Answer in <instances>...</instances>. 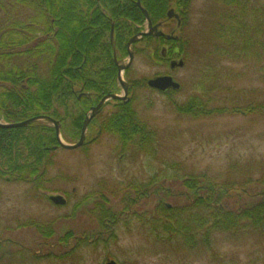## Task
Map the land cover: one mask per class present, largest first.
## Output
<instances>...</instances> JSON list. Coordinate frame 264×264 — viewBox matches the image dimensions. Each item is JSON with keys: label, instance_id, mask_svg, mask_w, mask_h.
I'll return each instance as SVG.
<instances>
[{"label": "rangeland", "instance_id": "374dc122", "mask_svg": "<svg viewBox=\"0 0 264 264\" xmlns=\"http://www.w3.org/2000/svg\"><path fill=\"white\" fill-rule=\"evenodd\" d=\"M167 1L182 15L179 30L176 22L168 21L164 31L175 30L174 35L186 43L184 67L172 71L165 64L156 66L148 58L152 41L142 38L133 44L136 55L123 73L131 82L133 109L156 133L154 156L131 146L124 148L117 138L99 134L91 127L94 117L83 147L54 148L44 188L1 181L0 264H106L112 260L119 264H264V234L258 231L245 228L239 235H214L208 250L200 242L189 248L179 241L155 240L138 220L157 205L180 207L189 198L179 182L160 178L173 173L172 165L188 174L208 175L218 190L229 181V199L221 202L225 208L241 210L264 196V185L258 182L264 178V113L231 109L246 107L247 100L264 103V63H233L217 57L216 49L222 45L213 32L222 12L216 0H190L186 11ZM139 26L131 29V35ZM104 37L107 41L110 35ZM123 55L118 53L117 59L126 63ZM165 74L175 77L180 91L161 94L147 88V80ZM210 91L213 105L226 108L225 112L197 120L177 113L189 97ZM114 94H121L117 78ZM74 104H55L61 119L65 109L76 113L75 117L87 116V111L81 113L82 108ZM118 104L110 100L98 116L109 115ZM70 123L63 121L60 134L64 143L72 145L79 138L67 134ZM152 179L157 186L148 188L146 197L131 191L132 185L145 186ZM56 195L66 200V206L49 201ZM104 210L115 215L112 223L97 219ZM36 224L45 225L51 235L43 237Z\"/></svg>", "mask_w": 264, "mask_h": 264}, {"label": "trees", "instance_id": "16d2710c", "mask_svg": "<svg viewBox=\"0 0 264 264\" xmlns=\"http://www.w3.org/2000/svg\"><path fill=\"white\" fill-rule=\"evenodd\" d=\"M133 1L0 0L1 120L20 123L39 115L49 116L62 124L70 120L67 134L71 139L79 138L84 117H75L76 113H68L65 109L61 119L55 104L65 107L69 101L78 104L84 113L103 96L114 93L117 72L112 43L110 37L106 41L104 36L110 35L114 24L113 40L117 55L122 56L125 52L122 42L133 35L132 28L144 22ZM172 1L181 11L188 10L190 5V0ZM216 1L221 4L222 12L213 32L215 40L222 45L216 49L217 57L233 63L262 65L264 5L261 3L264 0ZM141 3L152 22L166 19L170 9L167 0H141ZM184 48L179 47L180 52ZM83 92L88 96L78 99ZM213 94L198 92L178 106L177 113L197 120L225 112L226 108L213 105ZM247 102L246 107L233 106L232 111L244 109L264 113V103ZM91 127H96L99 134L117 138L124 148L131 146L149 156L154 153L156 133L140 119L131 103H119L109 115L97 116ZM57 146L55 130L49 123L0 128V182L22 183L35 190L44 188L46 171L53 165L51 155ZM170 169L171 175L161 174L160 178L179 182L183 194L189 198L186 196L185 204L180 207L157 205L150 215L138 219L155 240L166 244L179 241L189 248L200 242L209 250L214 235H239L245 228L264 234V196L258 203L241 210L225 208L221 202L229 199V181L222 182L223 187L218 190L219 185L206 174H188L176 165ZM260 180L259 184L264 185V178ZM155 181L152 179L145 186L132 185L131 191L146 197V190L157 186L152 183ZM158 192L159 189L155 194ZM97 219L112 223L115 215L104 210L97 214ZM34 226L43 237L51 235L45 225Z\"/></svg>", "mask_w": 264, "mask_h": 264}, {"label": "water", "instance_id": "95a60500", "mask_svg": "<svg viewBox=\"0 0 264 264\" xmlns=\"http://www.w3.org/2000/svg\"><path fill=\"white\" fill-rule=\"evenodd\" d=\"M136 5L141 10L142 14L144 15V17L146 19L147 29L129 40L128 45H127V48H128L127 63L118 62L116 60L115 53L113 54V60H114V63L116 65L117 71H118L117 79H118L119 85L122 88L123 96H118L115 94H108L101 99V101L98 103V105L96 107H93L89 110V112L87 113V116L83 122L81 134H80V137H79V140L77 141V143L72 144V145L64 143L61 139V136H60V128H61L60 122L56 121L50 117H47V116H37V117H34L32 119L22 121L20 123H4L0 119V128H2V129L25 128V127H28L35 122H47V123H50L55 128L56 140L58 142V146H57L58 148H62L64 150H69V151L77 150V149L81 148L85 143L86 131H87V127H88L90 121L100 112L102 107L110 100L122 101L124 103H127L129 100L127 98V84L125 83V81L122 78V73L125 70L129 69L130 66L132 65L133 53L130 49L131 45L138 42L139 40H141L145 36H162V33H160V32L157 33V29H158L159 25H156V26L151 25L148 14L145 11V9L142 8L139 1L136 3ZM173 17L177 18V16L171 10L168 12V18H173ZM110 40L113 44V27H112L111 33H110ZM178 66L182 67L183 63L179 62ZM148 87L151 89L160 91V92H165L166 90H168L170 88L174 89V90L179 89V85L177 83H175L172 80V78H170V77H158V78L152 79V80L148 81ZM49 200L51 203H53L56 206H64L66 203L65 200L61 196H52L49 198ZM107 264H116V263L114 261H111V262H108Z\"/></svg>", "mask_w": 264, "mask_h": 264}, {"label": "flooded vegetation", "instance_id": "af4514ba", "mask_svg": "<svg viewBox=\"0 0 264 264\" xmlns=\"http://www.w3.org/2000/svg\"><path fill=\"white\" fill-rule=\"evenodd\" d=\"M136 1L137 2L139 1L141 3V0H135V1H133V3L136 4ZM169 10H174V9L170 8ZM168 11L166 13V19H162L161 21H159L157 23L152 22L150 17H149L152 26L159 25V27L157 29V33H159V32L162 33V36H147V37H145L143 39H147V41L149 39V40L152 41L150 43L153 44V46H151L150 52H148V58L156 66H163L165 64L166 66L169 67L170 70L173 71V70L179 69L178 63L180 61H182V63L184 64L183 53L180 52L179 45L176 43L177 41L180 40V38L174 35V33H176L175 30L170 31L169 34L166 33L164 30H165V26H167V24H168L167 23L168 21L176 22L177 29L179 30L181 28L182 24H183V19H182V15L179 12L176 13V10H174L175 11L174 13L177 16V19H176V17L173 18V19H168ZM139 28L137 29L136 34L134 33L131 37H128V39L126 40V43H125V46H124L125 52H124L123 58L128 57V50H127L128 41L130 39H132L133 37L137 36L138 34H140L144 30L143 29V25L142 26L140 25ZM115 45H116V43H115ZM131 51L133 53V59H134V57L136 55V50L133 47V48H131ZM115 54H116V57H117L118 56L117 53H115ZM157 77H171L173 79V81L178 83V81L175 79V77L172 76V75H169V74L168 75L165 74V75H161V76H157ZM125 82L127 84V97H129L128 98L129 99L128 102L125 103V104H128V103H130V100H131V98L129 96L130 95V90H131V87H130L131 82L129 83V81L126 80V79H125ZM169 92L170 91H165L164 93H161V94H167ZM85 95L86 94H84V93H80L79 96H78V99H81V97L85 96ZM86 96H88V95H86ZM99 102L100 101H98V103ZM98 103H96L95 105H97ZM95 105H93L92 107H95ZM92 107H90V108H92Z\"/></svg>", "mask_w": 264, "mask_h": 264}, {"label": "bare ground", "instance_id": "6f19581e", "mask_svg": "<svg viewBox=\"0 0 264 264\" xmlns=\"http://www.w3.org/2000/svg\"><path fill=\"white\" fill-rule=\"evenodd\" d=\"M181 20V19H180ZM111 27H114V24H112V26ZM176 41V40H175ZM129 42V41H128ZM178 45H179V47H184L185 45H184V42L180 39L179 41H177L176 42ZM128 45V44H127ZM134 47V45L132 44L131 45V47H130V49L131 48H133ZM112 49H113V52L114 53H117V50H116V45H112ZM127 50H128V48H127ZM39 116H45V115H39ZM37 117V116H36ZM47 117H49V116H47ZM32 118H34V117H32ZM32 118H30V119H32ZM51 118V117H50ZM53 119V118H52ZM27 120H29V119H27ZM54 120H56V119H54ZM26 121V120H25ZM56 121H58V120H56ZM3 122V121H2ZM60 122V121H59ZM36 123V122H35ZM45 123H47V122H45ZM60 125L62 126V123L60 122ZM63 198V197H62ZM64 199V198H63ZM65 200V199H64ZM66 201V200H65Z\"/></svg>", "mask_w": 264, "mask_h": 264}]
</instances>
